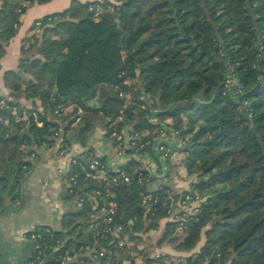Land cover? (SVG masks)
<instances>
[{"label": "trees", "instance_id": "trees-1", "mask_svg": "<svg viewBox=\"0 0 264 264\" xmlns=\"http://www.w3.org/2000/svg\"><path fill=\"white\" fill-rule=\"evenodd\" d=\"M48 1H1L0 58L27 8ZM115 1L72 0L67 9L42 16L34 23L39 36L29 46L37 56L24 65L30 78L22 82L15 72L4 73L12 100L0 106V200L13 193L29 165L26 155L31 149L26 147L51 143L58 127L68 143L66 130L75 117L79 133L86 134L95 119L108 122L122 110L120 129L133 123L131 134L140 139L125 148L123 162L107 167L109 176L123 171L130 177L128 183L109 188L119 195L114 222L123 224L121 236L104 234L102 223L91 219L96 208L84 199L66 219L65 230L40 227L41 261L46 257L45 264L116 263L125 248L118 246L119 239L135 240L156 226L167 216L170 194L197 192L206 201L186 227L178 222L173 236L176 249L188 254L176 259L162 255L158 262L264 264V0ZM98 5L101 10L95 14ZM228 73L243 84L242 94L223 93ZM126 78L132 80L129 86ZM105 84L125 91L129 102L105 89L93 101L97 88ZM21 96L40 98L41 126L31 109L20 106ZM66 104L74 105L69 124L64 121L69 113H53ZM12 107H17L15 114ZM77 107L83 113H77ZM153 109L167 120L168 129L177 131L180 142V136L185 140L180 151L193 178L181 192L166 184L148 187L156 178L143 164V155L153 153ZM97 159L106 162L105 156ZM77 172V186L69 196L78 200L95 187V180L84 178V170ZM148 193L157 203L146 212L140 201ZM202 232L204 241L193 251ZM94 245V254L68 263Z\"/></svg>", "mask_w": 264, "mask_h": 264}, {"label": "crops", "instance_id": "crops-1", "mask_svg": "<svg viewBox=\"0 0 264 264\" xmlns=\"http://www.w3.org/2000/svg\"><path fill=\"white\" fill-rule=\"evenodd\" d=\"M71 1L50 0L45 3H33L22 14L18 30L5 45L4 54L0 58V90L10 93L4 77L7 71L15 72L22 78V82L30 78V75L24 72V65L28 59L37 56L33 55L32 50L29 49L40 33L38 24L34 25V23L46 14L67 9ZM111 88L107 84L98 87L93 101L99 98L98 95L102 89L109 92ZM17 100L25 109H31L30 107L34 105L41 107L38 99L35 98L21 96ZM64 108L63 114H68L74 105L66 104ZM72 116L73 114L69 113L67 120H64L66 124L74 118ZM58 120L61 122L63 118ZM22 121L26 124L25 117ZM66 133L70 142H66L69 150L65 155L53 136H51V143L36 142L31 145L29 148L31 151L26 155V161L29 162L26 171L18 182L16 181L17 186L13 193L0 200V264H27L33 248L32 243L25 236L26 232L33 227L65 230L66 219L71 213L80 209L81 205L77 199L69 196L68 185L62 173L68 167V155L84 158L83 156L92 152L98 156H105L109 167L118 166L120 162H123L114 154L111 143L107 139L106 121L97 118L93 121L88 133L80 134L79 126L74 120ZM129 134L133 135L131 131ZM169 138L167 144L174 152L167 161L159 158L155 151L152 154L143 155L144 166L156 177L148 186L150 190L162 184L170 185L176 192L188 188L184 176V156L180 152V139L176 134L170 135ZM161 140L158 138L154 143ZM118 199L119 195L113 192L106 198V202L117 207ZM97 214L96 212L94 216H91V219H97ZM171 217H160L157 225L152 229L139 234L135 240L131 238V244L129 243L121 252H118L117 262L109 261V264H160L158 259L162 258V255L172 259L187 255V252L176 249L177 242L173 236L176 232L177 220L172 221ZM168 222L171 224L167 227ZM203 241L204 233L202 232L200 241L193 251L199 250ZM95 251L96 245L87 248L83 254L75 255L69 259L68 263H73L84 255L91 256ZM45 261L46 257L39 264H45Z\"/></svg>", "mask_w": 264, "mask_h": 264}, {"label": "built area", "instance_id": "built-area-1", "mask_svg": "<svg viewBox=\"0 0 264 264\" xmlns=\"http://www.w3.org/2000/svg\"><path fill=\"white\" fill-rule=\"evenodd\" d=\"M232 73H228L225 80L223 81V85L231 94H240L242 93L243 86L241 82L235 78ZM262 81H264V78H262ZM119 96L123 94V90L119 91ZM78 113L81 112L80 108L77 109ZM65 112V108L62 105H58L54 109V114L60 117ZM73 117V116H72ZM122 112H120L115 118L109 120L106 122V136L108 141L111 143L113 152L117 155V157L124 159V150L126 148V145L123 140V136L121 133V129L119 127V122L122 120ZM78 119V117H76ZM48 119H51L50 114L48 115ZM53 119V117H52ZM41 125V122L38 123ZM165 127V126H164ZM165 130L170 131L168 128H164ZM60 148L61 151L65 154H67L69 148H67L65 136L63 134L62 128L58 127L56 130H54L52 135ZM153 146H156V151L159 155H161V158L164 160H167L171 158L173 154V149L167 144V142L164 143V139H162L160 142L153 143ZM160 148V150H158ZM83 157H86L89 159L87 165L88 168H85L81 162L80 159L82 156H67L68 160V167L65 169L63 173L64 180L66 181L68 185V190L71 192V189L74 186H77V177L79 170L85 171V177L84 178H91L95 180V187L88 189L86 191H83L80 197H78V202L81 205L84 199H89L92 203V206L96 208L97 210V219L102 223V230L104 234L112 233L116 237L121 236V231L123 229L122 223H115V215L117 213V207L114 204L107 203L106 198L112 193L110 191L111 186H120L122 184L128 183L130 181V177L123 171H120L119 173L115 175L109 176L107 174V167L108 164L101 163L97 157L98 155L93 154L90 152L88 155H85ZM104 186V187H103ZM103 187V188H102ZM157 203V197L154 194H146L143 196V198L140 201V205L144 208H147V210H150L155 204ZM187 203V196L186 198L184 196H181L179 198H175L172 195H169L167 197V215H172L174 209L176 206L185 205ZM26 238L30 240L32 243V254L30 256V259L28 260L27 264H39L41 261V250L43 247V244L39 241L41 238L40 228L39 227H33L30 230H28L25 234ZM128 241H130L128 238H120L118 241V246L120 248L126 247L128 244ZM99 256L102 255V252L98 254Z\"/></svg>", "mask_w": 264, "mask_h": 264}, {"label": "rangeland", "instance_id": "rangeland-1", "mask_svg": "<svg viewBox=\"0 0 264 264\" xmlns=\"http://www.w3.org/2000/svg\"><path fill=\"white\" fill-rule=\"evenodd\" d=\"M80 1V0H79ZM86 1H92V0H85V1H80V2H86ZM110 1H112V2H116L115 0H110ZM71 3V2H70ZM101 10V6H96V10H95V14H98L99 13V11ZM38 24V23H37ZM40 29H38V31H39ZM233 74V73H232ZM234 75V74H233ZM236 78V77H235ZM237 79V78H236ZM125 83L129 86L131 83H132V80L130 79V78H126L125 79ZM242 84V83H241ZM242 86H243V84H242ZM243 88V90H244V87H242ZM122 89H120V88H118V86H112V88H111V90L109 91V93H116L117 92V96L118 97H121V98H124V100H125V104H127L128 102H129V95L126 93V92H124L123 91V94L121 95V96H119V91H121ZM222 90H223V93H227V92H229L228 90H227V88H225L224 87V85L222 86ZM243 90H242V93H243ZM242 93H240V94H242ZM0 95H2V98H1V100H0V106H3V105H6L10 100H12V97L10 96V94H9V92L8 93H6V92H4V91H2V90H0ZM18 101V100H17ZM18 103H19V101H18ZM38 103L41 105V107L40 108H38V107H36V105H34V107H30L31 108V110H32V112H31V115L33 116V119L36 121V124H37V126H41L42 125V122L40 121V120H38L37 119V113H43L44 112V108H43V106H42V103H41V100H40V98H38ZM78 108H80V110H81V112H80V114L81 113H83V109L81 108V107H77V109ZM16 111H17V107H12V112L15 114L16 113ZM152 111V115H150L149 116V120L151 121V122H153V123H155V124H157V126L154 128V130H153V134H154V139H153V142H152V140H150L151 142H152V149H153V151H155L157 154H158V152L156 151V146L154 147L153 146V143H154V141H156V139H158V138H160V139H164V143L165 142H167V141H169L170 140V135H172V134H176L177 135V131H175V130H171L170 129V131H168V130H165L164 128L166 127L165 126V123L167 122V120H162L161 118H159L158 116H157V113H158V111H156V110H151ZM120 112H122V110H120ZM119 112V113H120ZM77 113H78V111H77ZM122 115H123V113H122ZM74 116V115H73ZM122 119H123V117H122ZM74 120L76 121V123H77V121L79 120V118L77 119L76 117L74 118ZM39 122H41V125H39L38 123ZM165 126V127H164ZM166 128H168V127H166ZM63 129V128H62ZM63 131V130H62ZM63 134H64V132H63ZM133 136H137V134H134ZM180 138H181V144H185L184 142H185V140L184 139H182V137L180 136ZM150 142V143H151ZM134 142H132L131 144H133ZM134 146V145H133ZM139 147L140 148H142V146H140L139 145ZM29 148L30 147H26V149L27 150H29ZM158 150H160V148H158ZM173 152H174V150H173ZM182 154H183V156H186V154L183 152V151H180ZM158 157L159 158H161V155H159L158 154ZM184 158V157H183ZM162 160H164L163 158H161ZM170 159V158H169ZM168 160V159H167ZM167 160H164V161H167ZM183 162L185 163V161L183 160ZM183 163V164H184ZM184 176L186 177V180H187V183H188V188L190 187V184H191V182H192V178H193V176H189L188 175V173L186 172V169H185V167H184ZM194 181H196V180H194ZM187 188V189H188ZM170 195H172V194H170ZM194 195V196H193ZM193 195H185L184 197L186 198V196H187V203L185 204V205H181V206H176L175 207V209H174V211H173V213H172V215H170V216H172L171 217V219L170 220H172V221H176V223L178 224V222L181 224H184V227H186V225H185V223L189 220V218L191 217V215H194V213H196L198 210H200V208H201V204L203 203V202H205L206 201V196H200V194L199 193H197V192H194V194ZM173 196V195H172ZM174 197V196H173ZM179 197H181V196H179ZM179 197H175V198H179ZM145 211L146 212H148L149 210H147V208H145ZM166 217H168V215L166 216ZM176 217H178L177 219H176ZM175 219V220H174ZM176 227H177V225H176ZM123 228H124V226H123ZM208 228V225H206L204 228H203V230H205V229H207ZM90 229V228H89ZM204 233V232H203ZM202 234V233H201ZM180 237V236H179ZM131 241H128V245H129V243H130ZM131 244V243H130Z\"/></svg>", "mask_w": 264, "mask_h": 264}, {"label": "water", "instance_id": "water-1", "mask_svg": "<svg viewBox=\"0 0 264 264\" xmlns=\"http://www.w3.org/2000/svg\"><path fill=\"white\" fill-rule=\"evenodd\" d=\"M133 127H134V124L133 123H128V124H125L122 129H121V133H122V136H123V140H124V143L126 145V149L130 147V144L134 141H137L140 139L139 136H133V135H130L129 132L133 130ZM132 148V147H131ZM82 160L87 164L89 159L84 157L82 158Z\"/></svg>", "mask_w": 264, "mask_h": 264}]
</instances>
